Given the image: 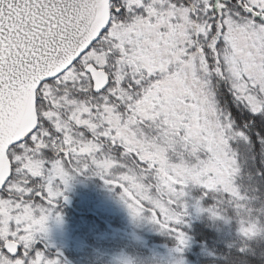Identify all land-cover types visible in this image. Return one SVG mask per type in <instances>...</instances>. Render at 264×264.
<instances>
[{
    "label": "snow or ice",
    "instance_id": "6c2138e0",
    "mask_svg": "<svg viewBox=\"0 0 264 264\" xmlns=\"http://www.w3.org/2000/svg\"><path fill=\"white\" fill-rule=\"evenodd\" d=\"M85 173L177 251L191 190L247 212L230 264H264V0H0V264H60L41 236Z\"/></svg>",
    "mask_w": 264,
    "mask_h": 264
},
{
    "label": "rangeland",
    "instance_id": "374dc122",
    "mask_svg": "<svg viewBox=\"0 0 264 264\" xmlns=\"http://www.w3.org/2000/svg\"><path fill=\"white\" fill-rule=\"evenodd\" d=\"M64 196L67 197L66 200L61 197L55 201V207L46 222L47 232L41 236V246L50 257L58 258L60 264H91L78 217L81 219L87 216L91 217V215L95 217L98 221L96 237L102 242H108L114 238V218L120 220L124 228L122 231H125L133 239L160 235L163 232L158 230L146 217L134 218L126 205L120 201L118 190L110 189V186L106 185L99 176L88 173L75 175L70 181L69 187L64 191ZM194 199L192 194L185 197L189 204L186 217L200 214L193 207ZM98 224L112 227L111 232H107L106 229L100 230ZM83 228L87 229V234H92V224L86 223ZM161 244L158 242L149 246L146 258L140 261L145 264H181V262L190 264L179 257L176 243L167 247L166 251L161 250ZM102 250L114 251L109 253L107 263L133 264L134 260L131 259V256L123 254L121 250L118 251V248H108L99 243L98 254Z\"/></svg>",
    "mask_w": 264,
    "mask_h": 264
},
{
    "label": "trees",
    "instance_id": "16d2710c",
    "mask_svg": "<svg viewBox=\"0 0 264 264\" xmlns=\"http://www.w3.org/2000/svg\"><path fill=\"white\" fill-rule=\"evenodd\" d=\"M242 191L245 190L241 185ZM195 198L200 195L196 189L191 190ZM211 200L204 199L201 202L202 207H208L211 204ZM239 207L243 208L241 204ZM220 214L226 215L232 223L225 224L220 219L210 217L207 213L195 214L193 217H186V222L180 225L182 231L188 236L187 245L179 251V257L185 262L190 264H230V261L236 256V244L240 241L241 237L236 235L239 230L238 220L240 217H244L247 214V219L254 221L255 217H249L247 212L233 213L232 211H226L224 208H220ZM78 222L81 229V234L84 238V244L88 255H90L91 264H110L107 263L109 259V253L114 251H100L98 254V245L103 244L108 248H118L123 254L131 256L133 264H145L140 260H144L148 252V247L161 242V250L166 251L167 247L176 243L172 234L162 232L160 235L145 236L141 239H133L129 237L125 231H122L123 225L120 220L114 218L113 231L115 232L114 238L108 242H102L101 239H97V222L93 215L87 216L84 219L78 217ZM86 223L92 224V234H87L83 226ZM100 230L106 229L107 232H111L112 227H104L98 224ZM98 229V231H99ZM110 234V233H108ZM100 240V241H99ZM252 259L261 260L264 259V245H258L256 254Z\"/></svg>",
    "mask_w": 264,
    "mask_h": 264
},
{
    "label": "clouds",
    "instance_id": "9594fccd",
    "mask_svg": "<svg viewBox=\"0 0 264 264\" xmlns=\"http://www.w3.org/2000/svg\"><path fill=\"white\" fill-rule=\"evenodd\" d=\"M264 207V204L261 205ZM239 230L242 234L246 235L251 239L261 231V229L254 223V221L247 219V214L244 217H240L238 220ZM257 244L259 242H256Z\"/></svg>",
    "mask_w": 264,
    "mask_h": 264
}]
</instances>
